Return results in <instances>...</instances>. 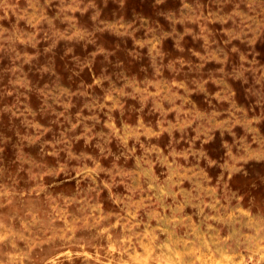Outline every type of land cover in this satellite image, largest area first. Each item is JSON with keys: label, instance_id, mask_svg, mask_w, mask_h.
I'll return each mask as SVG.
<instances>
[{"label": "rangeland", "instance_id": "rangeland-1", "mask_svg": "<svg viewBox=\"0 0 264 264\" xmlns=\"http://www.w3.org/2000/svg\"><path fill=\"white\" fill-rule=\"evenodd\" d=\"M0 264H264V0H0Z\"/></svg>", "mask_w": 264, "mask_h": 264}]
</instances>
